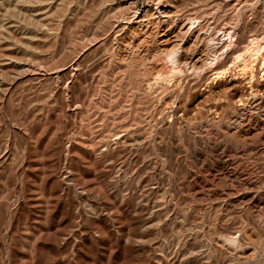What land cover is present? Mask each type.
<instances>
[{
    "label": "rangeland",
    "instance_id": "obj_1",
    "mask_svg": "<svg viewBox=\"0 0 264 264\" xmlns=\"http://www.w3.org/2000/svg\"><path fill=\"white\" fill-rule=\"evenodd\" d=\"M251 41L264 0H0V264H264Z\"/></svg>",
    "mask_w": 264,
    "mask_h": 264
},
{
    "label": "bare ground",
    "instance_id": "obj_2",
    "mask_svg": "<svg viewBox=\"0 0 264 264\" xmlns=\"http://www.w3.org/2000/svg\"><path fill=\"white\" fill-rule=\"evenodd\" d=\"M5 3V2H4ZM166 13V12H165ZM164 14V13H163ZM165 16V15H164ZM167 16V15H166ZM192 20V19H191ZM171 39V38H170ZM165 43V42H164ZM250 44H251V46H253V48H252V54H253V56L254 57H257V56H259V55H261V53H262V51H264V48L263 47H261L260 45H256L255 43H254V41H251L250 42ZM165 50V49H164ZM192 52V51H191ZM250 52H251V50H250ZM188 54V53H187ZM252 57V56H251ZM184 58V57H183ZM256 59V58H255ZM186 60V59H185ZM185 60H184V62H185ZM189 60V59H188ZM187 60V61H188ZM262 61H263V66H264V57H263V59H262ZM198 62H199V60H198ZM250 62V61H249ZM248 62V63H249ZM185 63H188V62H185ZM202 63V62H201ZM247 63V62H246ZM191 64H193V63H191ZM247 66V65H246ZM245 66V67H246ZM195 67V66H194ZM248 67V66H247ZM247 67H246V69H247ZM195 69V68H194ZM249 69V68H248Z\"/></svg>",
    "mask_w": 264,
    "mask_h": 264
}]
</instances>
